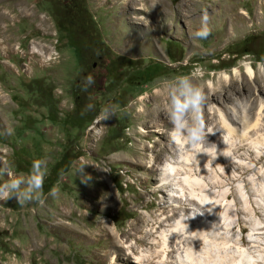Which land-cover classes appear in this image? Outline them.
Returning <instances> with one entry per match:
<instances>
[{
    "label": "rangeland",
    "instance_id": "rangeland-1",
    "mask_svg": "<svg viewBox=\"0 0 264 264\" xmlns=\"http://www.w3.org/2000/svg\"><path fill=\"white\" fill-rule=\"evenodd\" d=\"M1 14L0 168L44 158L49 174L64 154L67 170L55 199L0 200V264H264V0H0ZM178 75L204 87L212 155L170 142Z\"/></svg>",
    "mask_w": 264,
    "mask_h": 264
},
{
    "label": "clouds",
    "instance_id": "clouds-1",
    "mask_svg": "<svg viewBox=\"0 0 264 264\" xmlns=\"http://www.w3.org/2000/svg\"><path fill=\"white\" fill-rule=\"evenodd\" d=\"M209 15L205 10L201 16V26L196 31L195 36L201 40L207 39L211 34L209 27ZM95 83L94 77L89 74L82 81L81 91L87 92L88 88ZM206 94L204 87L196 83L189 75L176 76L168 87V108L167 115L172 125L168 133L170 142L178 147L187 146L188 150L197 154L206 153L212 155L209 148V135L215 132L206 126L204 119V104ZM95 105L88 103L85 111H91ZM119 108L115 104H108L102 107L101 115L104 120L117 116ZM11 130L9 129V132ZM227 145V139L222 137ZM217 148V144L211 143ZM220 154H228L222 150ZM88 162L81 159L77 168V176L83 184H89L92 175L85 172ZM98 167V166H97ZM107 171V170H106ZM165 171H168L165 165ZM8 175L6 182L0 183V200L15 199L16 203L23 207L27 203L37 202L42 204L48 196L53 199L60 194L59 188L53 186L47 194L44 192L45 178L48 175L47 161L44 158L34 159L30 172L25 175L14 176L8 169L0 168V175Z\"/></svg>",
    "mask_w": 264,
    "mask_h": 264
},
{
    "label": "bare ground",
    "instance_id": "bare-ground-1",
    "mask_svg": "<svg viewBox=\"0 0 264 264\" xmlns=\"http://www.w3.org/2000/svg\"><path fill=\"white\" fill-rule=\"evenodd\" d=\"M4 17H5V16H3L2 14L0 15V23H2V22L4 21ZM6 28H7V27H6ZM235 74H236V76H238V77L241 76V75L239 74L238 70H235ZM253 74H254V73H253V68H252V66H247V75L252 77V76H254ZM241 82H242V81H241ZM237 84H238V83H237ZM221 89H222V92H224V93H227L228 90H232V92H233V94H234V96H235L236 98H237L236 95L240 94L239 91H238V89H237V87H236L233 83H232V84H229V85L225 84ZM240 91H241V90H240ZM238 97H239V96H238ZM224 119H225V118H224ZM225 120H226V119H225ZM225 120H224V123H225V124H228L229 130L232 131V130L234 129L233 126H232L231 124H229V123H228L227 121H225ZM226 126H227V125H226ZM213 135H214V136H213L214 138H216V139L219 138V135H218V134L215 133V134H213ZM168 177H170V176H168ZM171 178H172V177H171ZM174 179H175V178H174ZM167 218H168V217H167ZM163 221H164V220H163ZM165 221H166V220H165ZM165 221H164V222H165ZM162 224H163V223H162ZM162 224H161V225H162ZM193 231H194V233H198V232H197L196 230H194V229H193ZM183 232H184V231H183ZM194 233H193V234H194ZM153 234H154V233H153ZM179 235H181V237L179 238V239H181V243L186 242L187 239L190 238V237L188 238V235H186V236H185V235H182V234H179ZM166 237H167V236H166ZM199 237H200V236H199ZM167 238H168V237H167ZM169 238H170V236H169ZM110 239H111V238H110ZM184 239H186V241H185ZM174 240H175V239H174ZM176 241H177V240H176ZM178 241H179V240H178ZM181 243H180V245H181ZM165 244H167V243H165ZM115 245H117V244H115ZM118 246L123 247L122 245H118ZM166 246H169V245H166ZM170 250H171V249H170ZM132 253H133V251H132ZM250 257H251L250 255H245V259H246V260H245V261H240L239 264H247V263L249 262V260H250ZM192 259H193V258H192ZM179 260H180V263H181V264H184L185 261H183V259L180 258ZM193 260H194V259H193ZM194 261H195V260H194ZM194 261H193V262H194ZM193 262H192V263H193ZM186 263H187V262H186ZM186 263H185V264H186ZM190 263H191V262H190ZM193 264H201V262H197V263H193ZM206 264H207V263H206Z\"/></svg>",
    "mask_w": 264,
    "mask_h": 264
},
{
    "label": "trees",
    "instance_id": "trees-1",
    "mask_svg": "<svg viewBox=\"0 0 264 264\" xmlns=\"http://www.w3.org/2000/svg\"><path fill=\"white\" fill-rule=\"evenodd\" d=\"M245 40V39H244ZM247 50H242L241 52H246ZM152 77V76H151ZM151 77H146V79H149ZM66 157L64 154H62L61 158L52 165L49 174L46 176L45 178V182L44 183V192L47 193V191L49 190V188L51 187V185L56 181L57 177L61 174L64 173L67 170V163L65 161ZM29 167V168H28ZM27 168H23L21 170L25 171L26 173L30 172L31 169V164H29Z\"/></svg>",
    "mask_w": 264,
    "mask_h": 264
}]
</instances>
